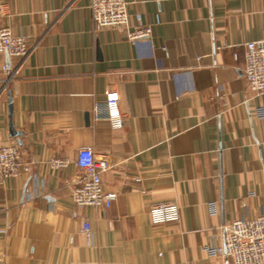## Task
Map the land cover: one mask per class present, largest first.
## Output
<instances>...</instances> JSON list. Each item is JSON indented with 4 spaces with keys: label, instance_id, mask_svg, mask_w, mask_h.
I'll use <instances>...</instances> for the list:
<instances>
[{
    "label": "crops",
    "instance_id": "0c3cea01",
    "mask_svg": "<svg viewBox=\"0 0 264 264\" xmlns=\"http://www.w3.org/2000/svg\"><path fill=\"white\" fill-rule=\"evenodd\" d=\"M90 1L0 0V28L31 49L0 54V145L30 166L0 182V264H233L203 248L264 213V94L242 72L246 44L264 41V0H125L129 27L98 30ZM139 23L154 34L132 42ZM111 91L122 129L97 112ZM85 148L110 161L109 208L73 200ZM163 203L180 221L152 224Z\"/></svg>",
    "mask_w": 264,
    "mask_h": 264
},
{
    "label": "built area",
    "instance_id": "2783aa9c",
    "mask_svg": "<svg viewBox=\"0 0 264 264\" xmlns=\"http://www.w3.org/2000/svg\"><path fill=\"white\" fill-rule=\"evenodd\" d=\"M90 12L95 28H128L130 15L125 0H91ZM129 30V29H128ZM154 34L152 25L137 24L128 32L132 42L149 39ZM30 47L25 37L14 35L9 26L0 28V54H8L14 58H26ZM3 71L8 68L3 66ZM243 75L250 91L257 95L264 94V41L246 44ZM97 112L107 118L114 129H122L124 116L120 108V95L116 91L107 93L102 106ZM76 164L82 171L81 182L73 190V200L78 207H111L117 198L115 192L103 189L104 173L112 166L107 155H97L92 148L78 152ZM54 168H65L66 160H53ZM30 166L21 161L20 147L17 143L0 145V182L16 179L22 173L29 172ZM213 213L218 212V203L210 204ZM150 220L154 225L175 223L180 221V207L176 203L154 205L150 209ZM222 244H207L203 250L212 258H230L233 264H264V213L255 219H237L221 227ZM83 232L89 240L92 236L88 223L83 225Z\"/></svg>",
    "mask_w": 264,
    "mask_h": 264
},
{
    "label": "water",
    "instance_id": "95a60500",
    "mask_svg": "<svg viewBox=\"0 0 264 264\" xmlns=\"http://www.w3.org/2000/svg\"><path fill=\"white\" fill-rule=\"evenodd\" d=\"M6 55H8L6 53ZM8 116H9V131H10V137L15 138L20 135H23V132L16 131L14 127V122H13V113H14V107H13V98H12V92L9 89L8 90Z\"/></svg>",
    "mask_w": 264,
    "mask_h": 264
}]
</instances>
